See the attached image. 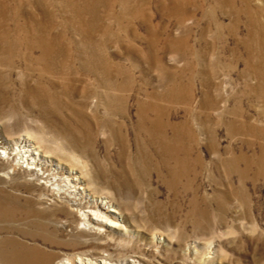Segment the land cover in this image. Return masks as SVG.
<instances>
[{"label": "rangeland", "instance_id": "rangeland-1", "mask_svg": "<svg viewBox=\"0 0 264 264\" xmlns=\"http://www.w3.org/2000/svg\"><path fill=\"white\" fill-rule=\"evenodd\" d=\"M82 1L1 4L22 26L0 39V152L40 135L39 180L82 172L128 230H79L75 206L0 160V197L22 209L0 216V264H264V0ZM93 54L113 87L84 69Z\"/></svg>", "mask_w": 264, "mask_h": 264}, {"label": "bare ground", "instance_id": "bare-ground-1", "mask_svg": "<svg viewBox=\"0 0 264 264\" xmlns=\"http://www.w3.org/2000/svg\"><path fill=\"white\" fill-rule=\"evenodd\" d=\"M77 2L79 5L84 4L82 0H77ZM92 2L93 4L91 3L86 4L87 8H90L91 6L99 4L97 0H93ZM2 3H5L4 0H0V22L2 23L0 24V28L6 29V31L3 33V35L0 36V39L4 41V38L5 39L9 38L7 35L9 34L11 30L10 25H12L13 26L12 29L16 32V39L12 42L11 45L13 46L18 45L20 43L18 39V34H20L19 28L22 26V24L19 23L20 10L18 8L11 9V17L9 18L10 15L6 14V10L3 8V5L1 6ZM40 19L42 18L40 17ZM27 22L30 26V29L33 30V25L35 24L37 25V22H41V21H39L38 18L34 20V18L32 17H28ZM30 39H31L30 34H26V41H30ZM28 49L31 50L30 47H28ZM7 52H10L12 54L13 48L9 47L7 49ZM45 55L47 56L48 53H46ZM83 67L87 71L98 74L102 76L103 78H105V83L107 84V86L113 87L111 80L105 77L104 61L102 57H97L96 54H93L90 59H87L86 61L83 62ZM79 129L81 130L82 133L87 134V135L89 134V128L87 124L83 123L82 125H80ZM165 129H166V126L162 127V125L160 124L153 125L152 127V131H154V135L159 140H161L164 143H168V141L170 140H172L171 142H174L173 140L174 138L167 137ZM161 132H162V135L160 134ZM21 136H24V138H21ZM32 137H35L34 142L36 141V143H34V145L30 144V141L33 140ZM15 138L18 139L17 142H15L12 139L9 140L7 138V140L11 141L13 144L10 149H8L9 144L7 141L4 142L3 140L1 142L4 147H2L3 150L0 152V160L9 161V159L13 158L14 161H13V164L11 165L12 171H15L17 169H20L21 171V169L24 168L25 169L24 171L29 173L32 179L37 180L34 183L35 187L38 186L42 190L46 189L50 195L54 196L53 198H56V200L64 201L68 203V205L75 206L76 208H73V209L69 208V210L79 211V214L82 220L80 225H78L77 227L79 230L83 232L88 231L89 233L93 235H101V232L104 231L102 230L104 226L109 227V228L110 227L118 228L120 226L124 228L123 230L125 231L128 230L127 227H124L123 225L119 224L117 220H114L116 219L114 216L119 215L120 212L117 207H112L111 204L113 203L110 199H105V201L104 200L98 201L99 198L95 197V195H93L92 193H89V195H87L86 191H88L89 189L88 188L89 184L84 183L85 179L83 177L84 175L82 172L79 174H75L73 173L74 168H72V169H68L69 171L68 170L65 171L66 176L64 177H59V178L54 177L52 179L50 178V180H45V181L39 180L40 175H42L43 173L41 172L39 173V171H41V168L39 169L37 167L44 161L48 162L47 157L52 153V150H53L51 148V151H50L49 148L44 147L42 145L43 138L40 135L38 134L33 135V133L32 134L27 133L26 135L21 134L20 136L15 137ZM173 156H177V154H174ZM43 170L44 169L42 168V171ZM52 175L54 176V174ZM55 178L59 180L57 184L55 183L56 182ZM6 198H7L6 196H4V198L0 197V216L3 219H6L7 216L15 215L16 213L22 210L21 207H19L18 205H15V204L10 205L9 203H7ZM84 199L85 201H83ZM83 203L90 204L91 206H85L87 207V209L82 211L83 207L81 205ZM107 216L112 217L113 220H111ZM12 257L13 259L18 258L19 260H24V261L26 260L28 262L31 261L29 257H26L21 254H17L15 252H12ZM51 262L52 260L49 256L42 260L43 264H51ZM131 262L134 263L135 261H131ZM61 264H111V263L106 261L105 258H101V260L91 261L88 258H81L79 256L77 258L70 257V258H66L65 260L63 259L61 261ZM136 264H138V262Z\"/></svg>", "mask_w": 264, "mask_h": 264}]
</instances>
